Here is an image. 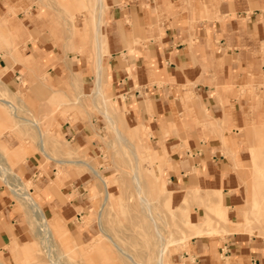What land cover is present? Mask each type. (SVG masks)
Segmentation results:
<instances>
[{"label": "crops", "instance_id": "obj_1", "mask_svg": "<svg viewBox=\"0 0 264 264\" xmlns=\"http://www.w3.org/2000/svg\"><path fill=\"white\" fill-rule=\"evenodd\" d=\"M93 19L94 32L86 27ZM73 20L80 21L74 28ZM5 23L12 44H0L36 60L13 64L17 56L4 54L14 49L0 48L4 86L29 102L41 99L42 83L54 101H88L101 58L108 98L127 112L132 131L147 127L166 150V177L203 199L221 192L229 234L195 238L191 255L176 264H264V241L234 231L245 227L237 213L251 210L245 168L249 152L262 147L252 136L264 133V0H0V26ZM69 120H55L68 153L89 147L92 126ZM12 207L0 193V250L15 238L27 243Z\"/></svg>", "mask_w": 264, "mask_h": 264}, {"label": "rangeland", "instance_id": "obj_2", "mask_svg": "<svg viewBox=\"0 0 264 264\" xmlns=\"http://www.w3.org/2000/svg\"><path fill=\"white\" fill-rule=\"evenodd\" d=\"M94 21L95 19L86 22V27L91 28L93 32ZM79 22L71 21V27L74 28ZM7 34L13 36L11 26L5 23L0 26V43L4 41L6 45L12 44ZM103 44L104 41L102 48ZM2 47L13 48L0 44V48ZM13 49V52L4 54V58L7 54L17 56L11 57L13 64L36 60L34 55L23 58L18 47ZM103 89L107 108L118 118L117 128L136 145V152L145 163L143 192L149 199H154L153 203L156 204L161 216L158 223L162 224L165 220L171 227L170 231L166 229L165 237L172 231L176 233V237H181L183 232H187L186 217L189 215L191 222L201 223L202 219L200 221L199 216H205L207 211L212 218L211 228L215 231L210 236L201 237L228 235L229 220H224L216 211L208 209L205 199L211 193L203 199L200 198V193H191L170 181L166 177L168 165L164 164L166 158L163 155L166 150L164 148L159 150L157 143L153 141V134L148 133L147 127L132 131L130 128L133 124L127 112L124 113L117 107L118 103L112 96L108 98L105 85ZM51 91L46 84H40L37 92L40 93L41 99H35L33 104L32 101L30 103L25 99L18 89L6 87L0 81V166L11 170L6 175L8 180L6 184L2 179L5 174L3 177L0 176V193H3L4 198L14 206L12 209H16L17 212L14 214L17 215V225L21 227L23 240L27 242L24 244L15 238L14 243L2 246L0 264H52L46 251L48 245L43 243V237L38 233V226L28 205L11 192L9 184L14 185L19 181L44 208L53 231V239L49 244L50 246L52 244L51 249L54 251H51L52 257L56 256L53 258L55 260L57 258L59 264H129V260L125 259L121 252L123 249L137 254L136 259L139 262L153 263L157 249L154 230L146 214L142 212L138 192L133 185V157L130 149L118 138L113 126L109 125L99 112L105 109V106L101 105L103 101L99 99L97 107L92 99L54 101L51 98ZM100 106H103V110ZM31 109L33 111L43 109L47 114L36 116ZM90 111L92 115L89 116ZM67 112L70 117L67 116ZM58 117L62 120L70 119L71 126H92L93 132L88 142L90 146L83 150L74 146L76 150L68 153L66 138L55 121ZM96 122L98 127L95 126ZM249 135L250 131L247 137ZM252 137L259 140L262 147L249 152L252 163L245 168L252 178L250 185L247 186L250 195L246 197V205L249 203L251 210L245 214L237 213L239 220H244L245 227L236 228L234 231H244L264 241V133L255 131ZM93 140L95 143L91 142ZM68 161H80L81 164L76 165ZM94 169L108 180L107 190ZM241 170L244 169L241 167ZM156 186L157 189L162 186L166 190V195H158L155 192ZM167 197L170 199V206L165 202ZM77 200L81 203L78 207L75 206ZM104 207V217L100 220L99 215ZM194 208L200 211H194ZM53 210L57 212L54 214L55 220L51 218ZM226 210L228 214L229 210ZM180 239L167 242L169 251L167 264H176L175 262L187 253L191 255L190 245L195 237H190L189 241ZM114 241L121 249L115 247ZM3 250L7 252L6 255L2 254Z\"/></svg>", "mask_w": 264, "mask_h": 264}, {"label": "bare ground", "instance_id": "obj_3", "mask_svg": "<svg viewBox=\"0 0 264 264\" xmlns=\"http://www.w3.org/2000/svg\"><path fill=\"white\" fill-rule=\"evenodd\" d=\"M99 5H97L98 7ZM101 7L103 8V4L101 2ZM100 7V8H101ZM101 39V38H99ZM102 39H101V46L99 51H102ZM99 47V46H98ZM100 56V55H99ZM103 60L100 58V60H98V79L95 85V88L93 90V95L91 97V99L93 100V102L95 103L96 107H97V103L99 101V99H101V105L105 106V109L103 110V106L100 108H102L103 111H99L101 113V115L106 119V121L109 123V125L113 126V129L115 130V133H117L118 138L120 139V141H122L125 145L126 148L130 149V152L132 154L133 157V165H132V170H133V177H132V181H133V185L136 189V191L138 192V197H139V201H140V206L142 209V212L144 214H146L147 219H149L150 223L153 226V230H154V238H155V244H156V256L153 259V263L151 264H167L169 261V251L167 250L168 246H167V242H169L170 240H175L177 241L178 239L180 240H187L189 241L190 237H195V238H199L203 235H212L213 232L215 231L214 228H211V223H212V218L211 215L209 214V212L207 211L205 216L202 218V222L201 223H193L190 221L189 219V215L186 217V221H185V225L187 227V232L184 233L183 235H181V237H176V233H174L173 231L168 233V236L165 237V232L167 231L166 229H168L170 231L171 227L168 226V223H166V221L164 220V222L162 224L158 223L159 219H160V214L158 213V209L156 207V204L153 203L154 199H149L147 197V195H145V193L143 192V187H144V182H143V171L145 170V163L142 162L139 158V155L137 154L136 150L137 147L135 144H133L132 142H130L126 135H124L116 126L117 123V119L116 116H113V113L111 112L110 109H108V105L105 95H104V89H103V83H102V79H101V72L103 71ZM84 104V103H83ZM99 108V107H98ZM97 108V109H98ZM99 108V109H100ZM37 123V122H36ZM35 123V124H36ZM36 126H38L36 124ZM43 141V140H42ZM41 141V142H42ZM40 142V143H41ZM42 145V144H41ZM40 145V146H41ZM43 147V146H41ZM44 150V148H42ZM42 150V151H43ZM253 151V150H252ZM45 154V152H44ZM68 163H75L76 165L81 164L80 161H68ZM82 165H84V163H82ZM10 169L7 168H2L0 166V176H2L3 174L4 177L2 178L5 181V184L7 183V177L6 175L10 172ZM95 173V169L93 170ZM96 175L98 176V179L101 181V183L105 186L106 190L108 187V180H106L105 178L102 177V175H100L99 173H96ZM16 177V175H14ZM1 179V180H2ZM17 179V177H16ZM2 180V181H3ZM19 180V179H18ZM17 181V180H16ZM157 181V179H156ZM10 183V182H9ZM12 183V182H11ZM11 192L13 193V195L15 197H17L21 202H23L24 204L28 205L31 214H32V218H34V222H36L37 226H38V233L39 235H41L43 237V243L45 242L48 246H46V251L48 252L47 255H49V259H51L52 264H59L53 257H52V252H54L51 247L49 245L52 242L53 239V231L51 228V224L48 221L46 214L44 213V208L42 207V205L37 202L33 196L32 193L27 190L24 185L22 183L17 182V184H9ZM155 192L160 195V196H164L166 195V190L162 188V186H159V188L157 189V186L155 188ZM168 199V200H167ZM218 199V201H216ZM205 201L207 202V206L209 211H216V214L219 217L224 218V220L228 219L227 218V210L226 207L223 204V200H222V196H221V192H213L211 193V195H208V198L205 199ZM168 206H170V199L169 197L166 198V201ZM104 212H105V207L101 209L99 218L100 220L103 219L104 217ZM170 212V210H169ZM173 217L175 218L176 215H173ZM201 221V220H200ZM248 221V219H247ZM247 223V222H246ZM248 227V226H247ZM250 227V226H249ZM248 227V228H249ZM227 228V226H226ZM222 230V228L220 229V231ZM224 230V228H223ZM228 230V228H227ZM259 230V229H258ZM168 231V232H169ZM220 231L218 233H220ZM224 233H226L224 231ZM13 234V233H12ZM227 234V233H226ZM16 237V236H15ZM183 238V239H182ZM44 244V245H46ZM114 245L116 248L121 249V246L116 243L114 241ZM122 254L124 255L125 259H128L129 264H144L142 262L137 261V254L135 255L133 252H131L130 250H121ZM55 255V253H54ZM54 259V260H53ZM125 262V261H124Z\"/></svg>", "mask_w": 264, "mask_h": 264}]
</instances>
